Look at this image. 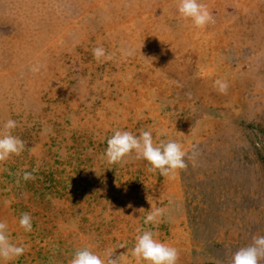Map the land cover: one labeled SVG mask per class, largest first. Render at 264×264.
Returning <instances> with one entry per match:
<instances>
[{
  "label": "rangeland",
  "instance_id": "obj_1",
  "mask_svg": "<svg viewBox=\"0 0 264 264\" xmlns=\"http://www.w3.org/2000/svg\"><path fill=\"white\" fill-rule=\"evenodd\" d=\"M0 264H264V0H0Z\"/></svg>",
  "mask_w": 264,
  "mask_h": 264
}]
</instances>
